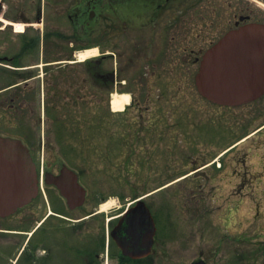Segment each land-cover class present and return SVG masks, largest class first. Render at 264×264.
I'll use <instances>...</instances> for the list:
<instances>
[{
    "label": "rangeland",
    "instance_id": "374dc122",
    "mask_svg": "<svg viewBox=\"0 0 264 264\" xmlns=\"http://www.w3.org/2000/svg\"><path fill=\"white\" fill-rule=\"evenodd\" d=\"M83 1L86 3L85 0H45L41 4L44 21H33V26L25 22V27H37L41 33L47 32L49 38L40 53L35 51L27 55L22 63L40 64L33 72L40 74L38 79L45 80L46 107L48 104L50 106V102H55L57 106V111L49 109L48 114L62 118L61 122H51L47 116L45 124L41 122V127L44 125L46 129L45 148H56V156L62 157V163L82 171L81 181L87 188L88 197L82 207L68 210L59 192L54 187L45 186L44 198L10 217L0 219V228L29 229V233L24 234L0 232L1 264L15 263L32 228L44 219V233H40V236L47 235L49 244L61 243L65 239L71 245L69 243L83 241L88 234L87 230L97 227L98 220L94 216L82 220L80 236L73 228L74 224L79 223L76 220L80 216L97 211L102 208L103 203L112 199V207L103 211L106 218H111L123 210L134 199V195L162 184L159 191L147 198L148 204L160 212L156 217L158 229L161 230L155 246L159 264H189L198 257L205 258L210 264H224L228 257V264H234V236L242 230L244 236L251 237L256 230L254 213L258 203L264 208V145L258 147L256 142L251 146L252 138L243 141L246 134L251 132L248 131L249 128L245 130L248 121L243 113L250 112L252 107L220 106L204 99L196 88L197 66L190 71H184L180 67L174 71L175 69L166 66L164 70L169 76L163 78L165 83L161 100L144 101L141 109L131 108L124 115L113 111L105 89H99L100 100L97 102L92 93L95 88L89 73L79 67L84 62H77L75 55L80 50L78 48L97 43L103 38V29H108L113 21L110 22L104 12L100 15V22L94 23L91 17L95 14L91 10L86 20L82 21L83 16L78 19V5ZM89 1L93 3L95 0H88L85 6H90ZM242 1V9H245L246 2ZM258 1L261 3L258 4L259 8L264 10V0ZM69 14L71 18L68 17ZM0 17L9 22L24 23L1 13ZM230 17L227 28L233 26V20L237 19L232 14ZM120 24L124 22L120 21ZM162 25L164 29V23ZM115 28L112 32L119 33ZM55 32L62 33L61 39ZM19 34L12 25L0 22V54L10 56L20 50ZM125 38L126 34L119 33L118 44L122 50L129 48ZM192 57L193 55L190 56ZM172 62L171 60L170 63ZM103 67L109 68L108 62ZM82 78H87L86 87H82ZM9 81L0 74V87ZM101 86L107 88L108 83ZM80 87L85 88L84 101L91 107L93 121L89 127L72 125V117L67 119V110L63 108L72 102L68 97L63 96L62 99L63 93L73 92ZM145 105L149 108L144 109ZM9 106L10 101H7L0 109V134L15 136L21 133L23 127L36 136L39 122L37 115L34 119L28 117L29 106L25 105L23 113H14ZM82 113L83 111L79 114ZM102 120L108 122L103 123L107 126L100 128ZM51 128H62V132L57 131L54 135ZM117 134L121 135L123 142H118ZM232 144L237 145L224 153L222 158H217ZM132 148L136 151L133 155ZM129 155L131 158L128 163L126 159ZM237 155L246 157V162H242V171L255 172V179H242L239 184V179L233 174L216 170L223 167L221 159L225 157L223 160H229ZM193 166L197 168L194 173H188L184 179L181 177L172 180L190 171ZM193 188L200 200L199 213L204 211L206 214L195 220L191 214ZM235 191L242 194L241 210L237 213L234 208L230 210L236 199L239 200ZM101 196L105 198L101 199ZM114 208L117 211L111 212ZM54 210H59L61 214H56ZM62 212L65 213L64 216ZM53 214L59 215L61 220ZM45 229L49 231L45 232ZM60 246H53L54 261L60 258ZM245 255L249 254L245 252ZM21 260L20 258L19 261ZM109 262L111 264V260ZM21 264H25L23 260Z\"/></svg>",
    "mask_w": 264,
    "mask_h": 264
},
{
    "label": "flooded vegetation",
    "instance_id": "af4514ba",
    "mask_svg": "<svg viewBox=\"0 0 264 264\" xmlns=\"http://www.w3.org/2000/svg\"><path fill=\"white\" fill-rule=\"evenodd\" d=\"M44 1L0 0V13L3 16L16 21L27 22L29 26H33L35 25L33 21H44L41 8V4ZM95 1L93 3L89 1L88 4H91L86 10L77 11L78 19H81V16H83L82 19H87L90 15L89 13L92 11V14L95 15H92L91 20L98 24L100 22V15L105 12L106 17L110 19V22L113 21V23L110 24L108 29H103V38H100L98 41L99 56L94 64L91 65L92 84L96 91H94L93 96L97 102L100 100L98 96V90L101 87L100 81L108 83L110 93L116 89L127 91L130 101L123 114H127L126 112L131 108H143L142 103H145L144 101L149 102L152 99L153 101L161 100L165 83L163 78L169 76L167 71L164 70L166 66H169L172 70L175 69L174 71L178 67L184 69V71H190L195 66L198 69L206 51L218 42L229 29L251 22L264 23V10L259 8L258 4L261 5V3L258 0H245L246 10L242 9V0ZM262 6L264 8V4ZM89 10L91 11L89 12ZM231 14L237 17V19L233 20V26L227 28L228 23L231 21ZM68 17L71 18V14ZM120 21H123L124 24H120ZM165 22H167V25ZM162 23L165 25L164 29ZM113 25L117 26V28ZM112 27L118 29L119 33L126 34L125 40L128 42V49L124 48L122 50L123 48H120L118 44L119 33L112 32ZM36 28L29 27L28 29L32 30ZM251 43L253 44L251 48H248L249 42H243L236 50L234 59L237 62L238 78L248 85L264 86V54L261 51L262 49L257 47V42ZM110 48L113 50H110ZM191 55H193L192 58H190ZM171 60L173 61L172 63H170ZM104 62H108L109 68L101 71L100 67H102ZM122 62L124 63L123 66ZM38 66L33 64L20 67L22 70L32 72V75L27 80H23L20 83L18 81L10 86L9 92L5 93V96L0 97V109H2L1 107L5 102L10 101L9 108L14 110V113H23L26 110L24 108L25 105L29 106V114L31 116L28 115V117L34 119L33 117L37 115L40 124L41 120H45L47 116L51 122H61L62 118L58 115L48 114L49 106H45L43 97L44 80L38 79L40 74H34L33 72L34 68ZM15 69H19V67H15ZM240 106L252 107L250 112L243 113L248 121L245 130L249 128L248 131H251L246 134L243 141L252 138L250 140L251 146L256 142L259 144L258 147L264 145V91L251 101L243 103ZM148 108L149 106L145 105L144 109ZM50 109L54 112L57 111L55 102H50ZM40 124L36 129V136H33L31 133H23L22 136L27 142L37 166L41 167L43 165L46 167L44 185L40 186L39 193L32 203L44 198L45 186L47 188L53 187L51 184H48L52 179L50 173H58L63 164L62 157L56 156V148L50 147V150L45 148L46 144L43 136L46 129L41 128ZM50 130L54 135H56L57 131L62 132V128H51ZM231 148L226 149L223 154ZM223 159L222 169L216 170L233 174L236 179H239V184L242 183V179H255V172L253 173L249 170L242 171V162H246V157L242 158L241 155H237L233 159ZM196 169L193 166L191 172L194 173ZM239 187V189H242L241 186ZM235 195L239 197V200L236 199L234 207H230V210L234 208L237 213L241 210L242 194L235 191ZM199 201L196 189L193 188L191 214L194 220L206 215L204 211L199 213ZM135 203V200L130 201L123 210L112 215L111 218H106L105 214L100 210L86 216H80L77 220L78 222L94 216L98 220L97 227L87 230L88 234L83 241L72 242L69 243L71 245H68V242L63 239L62 260H59V258L58 261H54L53 251L46 245V240L34 242L39 245L32 246V264H104L105 251L100 244L106 238H109V242L113 243L108 250L112 264H146L148 256L140 258L142 260L136 262L137 259L121 255L120 248L112 238L113 227L120 222L126 212ZM113 211H117V208L112 209L111 212ZM105 218L107 220L106 223ZM254 219L256 230L252 233L251 237L244 236L242 230H239L238 234L236 233L234 236L235 256L232 257L234 264H264V208L260 207V203L256 207ZM155 221H157L156 218ZM79 227L80 225L78 226L77 233L82 236L81 227ZM37 233L38 229H34L33 236H37ZM248 243H250V246H248ZM155 252L156 249H153V252L149 256ZM245 252L249 255H245ZM68 255L71 257L69 260L66 259ZM73 255L75 259H73ZM77 255L78 257H76ZM36 257L40 261H36ZM228 259V257L225 258L224 264H228ZM158 261L159 259L154 254L150 263L159 264Z\"/></svg>",
    "mask_w": 264,
    "mask_h": 264
},
{
    "label": "water",
    "instance_id": "95a60500",
    "mask_svg": "<svg viewBox=\"0 0 264 264\" xmlns=\"http://www.w3.org/2000/svg\"><path fill=\"white\" fill-rule=\"evenodd\" d=\"M243 42L250 43L248 48L253 46L251 42H257L264 54V24L250 23L232 29L208 50L196 75V85L203 96L219 104L238 105L264 91V86L248 85L238 78L234 58ZM50 177L48 181L59 188L70 208L84 203L86 189L75 171L64 166L60 175ZM37 194L36 165L27 145L21 139L0 135V217L14 213ZM155 233V221L144 200H138L112 232L123 253L133 258L151 252ZM190 264L206 263L201 259Z\"/></svg>",
    "mask_w": 264,
    "mask_h": 264
},
{
    "label": "trees",
    "instance_id": "16d2710c",
    "mask_svg": "<svg viewBox=\"0 0 264 264\" xmlns=\"http://www.w3.org/2000/svg\"><path fill=\"white\" fill-rule=\"evenodd\" d=\"M119 1H121V0H119ZM28 34H29V32L28 33H25L21 37L22 50L19 53V56L23 55L26 52V49H28L30 47H36L39 44L40 35H39L38 31H34L33 34H31V35H28ZM56 34L59 37L61 36V34L58 33V32H56ZM45 38L46 39L49 38V34L47 32L45 34ZM85 64L92 65V64H94V62L93 61H87V62H85ZM22 76H24V75H22ZM71 93H70V96H71V98H72V100L74 102L67 103L66 105L63 106V108L65 110H67V113H66L67 119H69V116H71L73 118V121H72V118H70V120L72 122L71 123L72 125H76V126H78V125H80V126L81 125H86V126L89 127V125L92 124V121H93V117H92V114H91V107H90V105H88L87 102L79 99V94H80L79 88H75V92L74 93L71 92ZM81 111H83V113L82 114H79ZM104 122H108V121L102 120L101 125H100V128L103 127V126H105V125L107 126L106 123L103 124ZM62 125H63V122H62ZM116 138H117L118 142H123V139H122L121 135L117 134L116 135ZM88 144H91V143H88ZM134 152H136L135 151V148L134 149L132 148L131 149V155H133ZM131 155H129L127 157L126 162L129 163V160L131 158ZM31 244L32 243L29 242V244L26 245L25 251H24V253L21 256L22 259L24 260V263L25 264H30V260H31V249H32V245ZM0 253H2L1 248H0ZM0 258L2 259V255L1 254H0ZM1 263H3V259L0 260V264Z\"/></svg>",
    "mask_w": 264,
    "mask_h": 264
},
{
    "label": "bare ground",
    "instance_id": "6f19581e",
    "mask_svg": "<svg viewBox=\"0 0 264 264\" xmlns=\"http://www.w3.org/2000/svg\"><path fill=\"white\" fill-rule=\"evenodd\" d=\"M0 22H5V23H8V24H12L15 27V30L18 31V32L23 31V29L25 27V25L22 24V23L9 22V21H7L5 19L3 20L2 17H0ZM97 53H98V49L96 47L95 48H89V49H85V50H82V51H78L77 52V58L79 60H85L88 57H90L92 55H95ZM128 100H129V96L127 94L115 93L113 95V98H112V101H111L112 108L114 110H122ZM113 204H114V202L111 199V200H109V201H107V202L102 204V209L110 208V207H112Z\"/></svg>",
    "mask_w": 264,
    "mask_h": 264
}]
</instances>
